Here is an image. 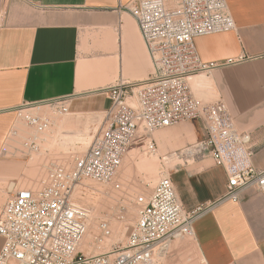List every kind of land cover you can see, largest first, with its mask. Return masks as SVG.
Returning a JSON list of instances; mask_svg holds the SVG:
<instances>
[{
	"label": "crops",
	"instance_id": "obj_1",
	"mask_svg": "<svg viewBox=\"0 0 264 264\" xmlns=\"http://www.w3.org/2000/svg\"><path fill=\"white\" fill-rule=\"evenodd\" d=\"M130 1L0 0V209L18 183L13 176L26 168L7 151L21 107L64 99L66 114L86 123L108 108L104 87L118 77L139 81L150 74L137 23L119 9ZM226 4L235 29L195 38L201 61L215 67L197 73L195 86L188 84L199 97L226 103L237 129L251 134V162L262 169L264 0ZM187 122L156 130L154 137L172 163L169 174L183 207L210 206L194 223L199 255L204 264H264V192L247 187L238 201L221 199L225 171L206 154L187 152L204 135L199 120Z\"/></svg>",
	"mask_w": 264,
	"mask_h": 264
},
{
	"label": "built area",
	"instance_id": "obj_2",
	"mask_svg": "<svg viewBox=\"0 0 264 264\" xmlns=\"http://www.w3.org/2000/svg\"><path fill=\"white\" fill-rule=\"evenodd\" d=\"M119 9L135 19L152 70L145 79L118 77L102 89L110 104L99 131L72 166L52 162L37 189L13 185L0 209V264H165L171 241L192 237L195 221L210 207L185 209L169 171L149 194L136 198L137 216L125 243L99 253L80 249L88 210L72 193L83 179L112 182L135 141L153 153L151 134L179 122H201L204 135L187 152L206 154L224 169L227 182L221 199L238 201L247 187L264 192V168L251 162V134L237 129L224 101L202 100L188 84L190 76L215 67L201 61L195 38L235 29L226 0H176L174 6L166 0H131ZM46 106L59 114L68 112L64 99ZM24 118L39 133L52 125L47 115L27 113ZM29 145L38 149L35 140ZM99 227L104 234L110 232L105 220Z\"/></svg>",
	"mask_w": 264,
	"mask_h": 264
},
{
	"label": "rangeland",
	"instance_id": "obj_3",
	"mask_svg": "<svg viewBox=\"0 0 264 264\" xmlns=\"http://www.w3.org/2000/svg\"><path fill=\"white\" fill-rule=\"evenodd\" d=\"M189 84L191 86H195L196 82L194 79H191L189 81ZM193 93L196 95V97L202 100L215 101V100H210V99H206L203 97L201 98L195 93V91H193ZM27 113L47 115L51 119L52 125L43 131L45 133L39 134L36 128L30 125L24 118V115ZM103 115L104 113L93 115L92 117H89L85 123V121H80V119L73 121L72 118H70L72 116L68 114H59L55 112L53 109H51L50 107H47L45 109L40 108V109H32V110L29 109L28 106L21 107L18 111L16 122L14 123V126H13L12 134L10 135V138H9V140L11 139L13 142L11 143L10 141H8L9 144L7 146V151L9 153H11L14 157H20L23 161H25L26 168L23 170L22 175L13 176L14 178L16 177L18 179L19 186L37 189L39 186L40 180L46 176L48 168L52 162L61 163L68 167L72 166L75 159L77 157L82 156L85 153L90 142L93 140L94 135H96V133L99 131V128L103 120ZM185 123H188V122H179L168 128H173L180 124H185ZM80 127L83 128V130H81ZM166 128L167 127L159 129L157 131L166 130ZM155 132L156 131H154L151 134L152 138L156 141L155 152L153 153L147 152L146 145H143L142 142L140 141H135L130 146L129 150L123 157L121 164L123 165L126 162L130 163L129 165L131 166V168L129 166L130 169H128L127 172L130 173L131 169L134 172L131 171L132 173L130 174L128 173L129 175L127 174V172L123 175L116 173L113 181L110 183H99L91 179H83L81 183H83V181L84 183L83 184L78 183V185L76 186L78 190L77 188H75L77 190V193H75L76 196H74V191H73L72 199L75 202L86 207V209L88 210L87 230L91 228L90 225H92V222H90V218H93L95 216L94 217L95 218L94 219L95 221L94 230L95 231H92V233L94 232V237L95 236L96 237L94 239V242H92V244H94L96 249L98 248L97 249L98 251H96L94 247L95 252L93 249V252L89 254L103 252V251L109 250L117 246H122L125 243V240L130 231V228L134 224L136 220V216H137V206L135 203L136 198L139 195L149 194L152 191L155 184L157 183L161 174L164 172L170 171V168L172 167V163L170 162V163L165 164L164 161H167V160H164V161L161 160V158L164 157L162 155L163 151L160 152L159 142L154 137ZM34 135L41 136V137L40 138L38 137V139H34L33 138ZM49 135L50 137H48ZM45 136H47L48 138L52 137V140L48 142L47 140L49 139L48 138L46 139ZM30 140L36 141V144L38 146L37 150H34V148H32L29 145ZM185 148L187 147L185 146L183 149ZM171 151L172 150H170L169 153ZM131 154L133 155L132 157L136 156V154L137 156L135 157V159L133 158L134 160L132 159V157H129V159L127 160L128 156H131ZM153 155L156 156L157 158L156 175L153 178L148 179L142 172L138 170V168H136L137 169L136 170L134 167L137 166L138 164L137 162H139L138 161L139 159L151 158ZM158 155L161 157L160 159ZM132 161H134V163L137 161L135 163L136 165L133 164ZM122 165L120 166L122 167ZM121 167H119L117 172H119ZM125 175L129 177H126L127 178L126 179L124 177ZM122 176L124 177V181H123V178L121 179ZM88 180L90 182H88ZM86 182L87 184H89L88 186L90 187H87ZM91 182L93 183V186L92 184L90 185ZM115 184H118L119 186L115 187ZM97 186L99 190L97 189ZM95 188L97 189V191ZM101 188H102L103 195L100 194ZM126 190L127 191L129 190V192H127ZM77 194L79 197L77 196ZM108 197H111V198H108ZM85 199H88L89 201ZM101 203H104L105 208L99 206L98 207L99 209H98L97 206L100 205ZM106 207L108 209H106ZM95 211L97 212V214ZM110 213L112 214L113 217L107 215ZM111 217L114 218V221L110 219ZM101 220H105L108 222L109 229H110V232L108 234H104L101 231L99 227V222ZM115 221L121 222L123 224L122 234L118 241H114L113 239H110V237L112 236V232H113V226H112L113 224L111 223L112 222L114 223ZM85 249L86 250L82 249L85 254L87 253V250L88 251L91 250V248L90 249L85 248ZM165 264H204V262H203L202 257L199 255L196 249V244L194 242L193 237L185 236V237L177 238L174 241H171L170 246H169V253L166 257Z\"/></svg>",
	"mask_w": 264,
	"mask_h": 264
},
{
	"label": "bare ground",
	"instance_id": "obj_4",
	"mask_svg": "<svg viewBox=\"0 0 264 264\" xmlns=\"http://www.w3.org/2000/svg\"><path fill=\"white\" fill-rule=\"evenodd\" d=\"M196 76V74L195 75H192V76H190L189 77V80L188 81H190L191 79H193V77H195ZM47 107H49V106H42V107H40V108H47ZM39 108V109H40ZM32 109H34V108H31V110ZM159 130V129H158ZM156 131V130H155ZM18 133V132H17ZM42 133H45V132H40L39 134H42ZM38 137L40 138L41 136H37V135H34V139H38ZM46 137V139L48 138V137H50V135L47 137V136H45ZM44 137V138H45ZM49 140H47L48 142L50 141V140H52V137L51 138H48ZM46 142V141H45ZM51 143V142H50ZM40 144V143H39ZM134 153V152H133ZM135 155V154H134ZM133 155L131 154V156H128V158H127V160L129 159V157H132ZM136 156H137V154H136ZM136 156H134V157H132V159L134 158L135 159V157ZM159 157V156H158ZM132 159H130V160H132ZM133 159V160H134ZM159 159H160V157H159ZM123 160V159H122ZM125 160V159H124ZM139 162H137L138 164H137V166H135L134 168L136 169V168H138V170L140 171V172H142L148 179L149 178H153L155 175H156V165H157V158H156V156H152L151 158H141V159H139L138 160ZM125 162V161H124ZM135 162V163H136ZM132 163L133 164H135L134 163V161H132ZM130 163H128V162H126V163H124L123 165H122V167L120 168V170H119V172H117L118 174H125L127 171H128V169H130L131 168V166L129 165ZM136 165V164H135ZM129 166H130V168H129ZM133 166V165H132ZM133 168V169H134ZM137 170V169H136ZM131 171H133L132 169H131ZM130 171V173H132ZM139 171H138V173H139ZM134 172V171H133ZM129 172H127V174H128ZM129 173V174H130ZM128 174V175H129ZM120 175H118V176H120ZM125 178L126 177H129V176H124ZM124 177L122 176L121 177V179L123 178V181H124ZM120 179V178H119ZM127 179V178H126ZM131 180V179H130ZM88 182H90L89 180H88ZM127 182V181H126ZM81 183V182H80ZM83 183H84V181H83ZM83 183H81V184H83ZM131 183V182H130ZM86 184H87V182H86ZM92 184V186H93V183L91 182L90 183V185ZM127 184V183H126ZM89 184H87V187H90V186H88ZM97 185V184H96ZM123 185H124V183H123ZM128 185V184H127ZM94 186H95V184H94ZM32 187V186H31ZM78 187H80V186H78ZM100 187V186H99ZM77 188V187H76ZM105 188V187H104ZM132 188V187H131ZM84 189V188H83ZM90 189V188H89ZM92 189H94V188H92ZM91 189V190H92ZM96 189V188H95ZM97 189H98V186H97ZM97 189H96V191H97ZM130 189V188H129ZM133 189V188H132ZM76 190V189H75ZM74 190V196H76V194L75 193H77V190H78V188H77V190L75 191ZM99 190V189H98ZM101 193L100 194H102V188H101ZM99 191V192H100ZM105 191V190H104ZM109 191V190H108ZM127 191V190H126ZM125 191V192H126ZM81 192V191H80ZM113 192V191H112ZM127 192H129V190L127 191ZM135 192V191H134ZM84 193V192H83ZM73 194V193H72ZM79 194V193H78ZM78 194H77V196H78ZM88 194H89V192H88ZM111 194V193H110ZM119 194V193H118ZM91 195V194H90ZM103 195V194H102ZM108 195V194H107ZM121 195V194H120ZM73 196V195H72ZM111 196V195H110ZM79 197V196H78ZM86 197V196H85ZM104 197V196H103ZM105 197H107V196H105ZM116 197V196H115ZM81 198V197H80ZM108 198H111V197H108ZM113 198V197H112ZM100 199H102V198H100ZM99 199V200H100ZM117 199V198H116ZM85 200H88V199H85ZM104 200H106V199H104ZM111 200V199H110ZM118 200V199H117ZM116 200V201H117ZM89 201V200H88ZM101 201H103V200H101ZM98 202V201H97ZM111 203V202H110ZM93 205V204H92ZM96 205H97V203H96ZM99 206H101V207H104L105 205H104V203H101L100 205H98L97 206V208L99 207ZM108 206V205H107ZM110 206V205H109ZM113 206V205H112ZM93 207V206H92ZM100 207V208H101ZM105 208V207H104ZM99 209V208H98ZM106 209H108L107 207H106ZM103 210V209H102ZM105 210V209H104ZM106 211V210H105ZM94 212V211H93ZM96 212V211H95ZM99 212V211H98ZM129 213V212H128ZM96 214H97V212H96ZM111 214V213H110ZM110 214H107V215H109V216H112V214L110 215ZM95 215V214H94ZM95 217V216H94ZM90 218V222H92V225H90V227L91 228H89L88 230H87V232H86V234L84 235V237H83V239H82V241H81V244H80V248H81V250L83 249V250H86L85 248H91V250L90 251H88L87 250V253L89 254V253H91V252H93V249H94V244H92V242H94V239H95V237H94V232L92 233V231H95L94 230V223H95V221H94V219L95 218ZM113 217V216H112ZM110 218V219H112L113 221H114V218ZM107 218V217H106ZM91 224V223H90ZM111 224H113L112 226H113V232H112V236L110 237V239H113L114 241H118L119 239H120V236H121V234H122V228H123V224L121 223V222H117V221H115L114 223L112 222ZM93 228V229H92ZM95 249H96V247H95ZM95 249H94V252H95ZM98 249V248H97ZM96 249V251H98ZM82 250V251H83ZM84 252V251H83ZM86 253V254H87Z\"/></svg>",
	"mask_w": 264,
	"mask_h": 264
}]
</instances>
